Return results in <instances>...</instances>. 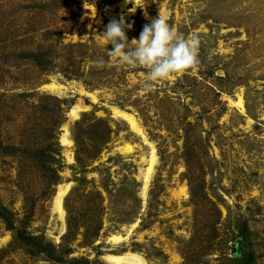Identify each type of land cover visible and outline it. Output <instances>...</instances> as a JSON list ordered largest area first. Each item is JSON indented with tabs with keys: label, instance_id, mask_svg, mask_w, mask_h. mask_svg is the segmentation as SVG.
Instances as JSON below:
<instances>
[{
	"label": "rangeland",
	"instance_id": "1",
	"mask_svg": "<svg viewBox=\"0 0 264 264\" xmlns=\"http://www.w3.org/2000/svg\"><path fill=\"white\" fill-rule=\"evenodd\" d=\"M121 14L129 42L159 14L198 36V64L148 85L147 68L106 55ZM127 251L264 264V0H0V264Z\"/></svg>",
	"mask_w": 264,
	"mask_h": 264
},
{
	"label": "clouds",
	"instance_id": "2",
	"mask_svg": "<svg viewBox=\"0 0 264 264\" xmlns=\"http://www.w3.org/2000/svg\"><path fill=\"white\" fill-rule=\"evenodd\" d=\"M128 3H133V0H124L125 5ZM133 27L134 21L128 22L124 14L108 22L101 34L107 44L112 45L106 55L118 58L121 64L147 68L148 85L183 73L198 64L199 37H186L178 33L168 23L166 16L159 14L143 26L138 39L133 38L129 42L126 29ZM103 64V59L98 61V66L102 67Z\"/></svg>",
	"mask_w": 264,
	"mask_h": 264
},
{
	"label": "bare ground",
	"instance_id": "3",
	"mask_svg": "<svg viewBox=\"0 0 264 264\" xmlns=\"http://www.w3.org/2000/svg\"><path fill=\"white\" fill-rule=\"evenodd\" d=\"M124 1V0H123ZM49 87H51L52 89H58V86L54 85V84H49ZM235 105L236 107L240 110L243 111L244 110V104H243V100L241 96H238L237 100L235 101ZM80 110V107L75 105L71 111L69 112V115L71 117H76L77 116V112ZM113 112L115 115L123 118L129 125V127L139 133L142 134V130L136 120V118L134 117V115L130 112H126L123 110H119L117 108L113 107ZM61 144L65 145V146H70L71 141L68 139L67 137V133L65 131V133H63V135L61 136ZM68 156V155H67ZM68 159L71 160V157L68 156ZM155 153H154V148L151 147V152H150V158H149V164L146 167V171L144 174V184H143V191H145L148 180H149V175H150V171L152 166L154 165L155 162ZM69 187V184H64V185H59L58 189L54 195V201H53V208L54 210L58 213V216L62 219L63 215H64V208L62 206V198L64 196V194L66 193L67 189ZM121 237L119 235H112L111 239L116 241L119 240ZM117 242V241H116ZM105 259L111 263V264H147L146 260L137 252H131V251H127L121 254H107L104 256Z\"/></svg>",
	"mask_w": 264,
	"mask_h": 264
},
{
	"label": "water",
	"instance_id": "4",
	"mask_svg": "<svg viewBox=\"0 0 264 264\" xmlns=\"http://www.w3.org/2000/svg\"><path fill=\"white\" fill-rule=\"evenodd\" d=\"M53 206H54V204H53Z\"/></svg>",
	"mask_w": 264,
	"mask_h": 264
}]
</instances>
